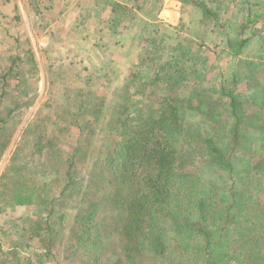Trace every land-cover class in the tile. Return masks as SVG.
Instances as JSON below:
<instances>
[{
	"label": "trees",
	"instance_id": "obj_1",
	"mask_svg": "<svg viewBox=\"0 0 264 264\" xmlns=\"http://www.w3.org/2000/svg\"><path fill=\"white\" fill-rule=\"evenodd\" d=\"M123 1L106 0L111 24L132 13ZM191 1L203 18L224 27L222 0ZM233 8L225 37L231 75L222 69L203 86L207 60H198L200 48L192 53L182 41L166 50L147 46L145 72L138 63L112 104L80 100L76 114H90L82 124L100 135L87 150L91 162L84 173L74 167L87 153L77 155L75 146L69 158L56 159V136L38 116L22 127L29 151L12 154L0 197L6 193V200L20 205L39 197L52 239L59 225H67L69 264H264V60H258L264 38L256 33L264 0H237ZM251 39L259 54L240 57ZM6 55L0 68V158L12 143L21 108L33 103V96L22 97L30 86L26 73L37 68L30 45ZM205 168L219 177L205 176ZM20 179L28 184H12ZM53 184L58 194L49 193Z\"/></svg>",
	"mask_w": 264,
	"mask_h": 264
},
{
	"label": "rangeland",
	"instance_id": "obj_2",
	"mask_svg": "<svg viewBox=\"0 0 264 264\" xmlns=\"http://www.w3.org/2000/svg\"><path fill=\"white\" fill-rule=\"evenodd\" d=\"M103 1L0 0V68L8 61L6 54L18 46L24 49L28 45L32 46L37 66L32 74L26 73L30 86L24 89L27 94L22 98L33 96V103L27 110L21 108L12 143L0 158V178L11 163L16 148L19 156L28 154L29 150L23 144V126L33 117L38 116L47 124L48 132L56 136L53 144L59 148L56 159L59 155L69 158L75 146L80 148L79 156L94 149L100 135L92 134L82 124L90 114L82 117L76 114L80 100L104 99L108 106L112 104L118 89L124 87L138 63L145 72L143 48L147 46L151 51L154 46L161 50V45L166 50L182 41L192 45V53L200 48L202 56L198 60H207V72L201 81L203 86L212 84L222 69L225 74H232L233 58L225 46V37L237 0H222L225 11L220 23L223 28H218L211 19L203 18L191 0H126L132 13L112 25L108 22L109 7L105 6L106 0ZM139 28H143L140 32L143 37L136 39ZM256 31L264 38V16L256 25ZM162 54L166 56L165 52ZM256 54H259L256 42L251 39L243 47L240 57ZM262 58L264 60V54L258 60ZM28 65V69L33 70L32 65ZM256 78H263L261 71L256 70ZM131 91L132 87L129 88ZM188 113L195 115L196 112L189 110ZM253 139L258 141L260 137ZM86 158L75 164L77 174L84 173L91 162L90 151ZM203 173L219 177L216 170L205 168ZM37 180L43 183L46 179L40 176ZM14 182L18 186L28 184L21 179L12 184ZM56 184L49 193L58 194ZM218 184L224 190L227 182L222 179ZM6 198V193L0 197V264H69L71 260L67 259L65 249L67 225H59L52 239V233L43 221L46 212L37 200L39 197L35 196L23 205ZM70 210L68 206L65 209L66 213ZM71 216L67 214L66 219Z\"/></svg>",
	"mask_w": 264,
	"mask_h": 264
}]
</instances>
